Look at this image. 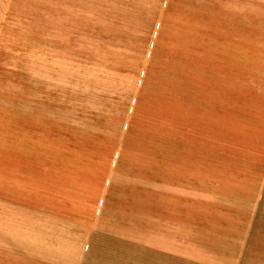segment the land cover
I'll use <instances>...</instances> for the list:
<instances>
[{"label":"rangeland","instance_id":"rangeland-1","mask_svg":"<svg viewBox=\"0 0 264 264\" xmlns=\"http://www.w3.org/2000/svg\"><path fill=\"white\" fill-rule=\"evenodd\" d=\"M217 14L0 0L1 166L95 223L85 264H264V34Z\"/></svg>","mask_w":264,"mask_h":264},{"label":"crops","instance_id":"crops-1","mask_svg":"<svg viewBox=\"0 0 264 264\" xmlns=\"http://www.w3.org/2000/svg\"><path fill=\"white\" fill-rule=\"evenodd\" d=\"M176 1H191L196 10L235 19L236 33L264 34V0ZM5 155L0 149V160ZM7 156V167L0 162V264H33V259L41 264H85L98 233L95 223L57 213L52 206L36 205L27 194H18V188L27 186L18 182L10 153Z\"/></svg>","mask_w":264,"mask_h":264}]
</instances>
